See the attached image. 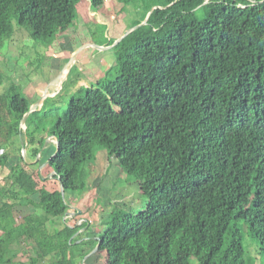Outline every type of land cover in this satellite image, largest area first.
Masks as SVG:
<instances>
[{"label":"trees","instance_id":"trees-1","mask_svg":"<svg viewBox=\"0 0 264 264\" xmlns=\"http://www.w3.org/2000/svg\"><path fill=\"white\" fill-rule=\"evenodd\" d=\"M82 1L0 0V53L15 19L51 47L55 24L71 29ZM88 1L93 13L105 7ZM117 2L142 10L129 30L147 24L107 43L114 67L79 90L49 136L38 139L32 119L58 96L22 130L33 103L15 84L0 95V170L53 139L48 165L61 188L39 189L38 165L19 158L0 190V264H85L98 246L106 264H255L247 234L264 260V0ZM100 151L140 186L147 209L113 206L105 233L79 242L63 195L85 192Z\"/></svg>","mask_w":264,"mask_h":264},{"label":"rangeland","instance_id":"rangeland-1","mask_svg":"<svg viewBox=\"0 0 264 264\" xmlns=\"http://www.w3.org/2000/svg\"><path fill=\"white\" fill-rule=\"evenodd\" d=\"M77 10L78 19L71 29L65 31L60 24H55L58 39L49 48L34 42L32 29L21 27L15 19L14 35L0 53V95L15 84L33 106L38 104L36 110H40L46 100L52 101L58 96L32 119L31 127L39 131L36 135L38 139L49 136L54 124L63 120V112L68 103L78 97L80 89L95 85L114 67L115 58L111 49L104 52L99 49H107L109 41L117 42L124 37L129 28L141 20L142 13V10L134 6L125 7L117 0H106L105 7L98 13H93L90 2L83 0ZM72 68L75 69L68 78ZM21 129H26L24 124H21ZM47 141L36 159H33L31 150L38 147L29 146L26 150L18 148L20 152H16L7 167L0 170V190L7 185L11 168L19 163L22 156L31 168L38 165L44 180L39 189L51 193L61 191L57 181L52 179L54 172L48 165V159L55 154L56 140ZM2 150L6 151L8 147ZM92 167L93 173L82 195H63L66 205L75 212L69 225L81 230L75 238L79 242L97 240L100 234L105 233L100 223L108 219L113 206L123 208L134 216H140L147 209V200L142 196L140 186L130 181L118 163L108 158L106 152L96 154ZM23 216H15L18 224H22ZM57 223L61 224L60 221ZM244 246L248 257L255 259V264L264 263L248 234ZM107 258L106 253L97 251L85 259V264H106ZM192 264L199 263L194 258Z\"/></svg>","mask_w":264,"mask_h":264},{"label":"water","instance_id":"water-1","mask_svg":"<svg viewBox=\"0 0 264 264\" xmlns=\"http://www.w3.org/2000/svg\"><path fill=\"white\" fill-rule=\"evenodd\" d=\"M149 20V18L146 20V22L144 23V24H142L141 26H138V27H135V28H133V29H131V30H129L127 33H126V35L124 36V37H122L120 40H118L115 44H114V46L115 45H117L118 43H120L125 37H127V36H129L131 33H133L134 31H136L137 29H139L140 27H143V26H145L146 24H147V21ZM114 46H112V47H110V48H107V49H105V48H100L99 50L100 51H107V50H109V49H111V48H113ZM71 63V62H70ZM38 105V104H37ZM37 105H35V106H33V108H31V110H30V112L24 117V119H23V121H22V124H24V122H25V120L27 119V117L31 114V113H33L35 110H36V108H37ZM49 141H47V143H48ZM57 144V143H56ZM58 151V147H57V150H56V152ZM56 155V154H55ZM64 194V192L62 191V195ZM99 248H100V246H98V248L93 252V253H96L98 250H99Z\"/></svg>","mask_w":264,"mask_h":264},{"label":"crops","instance_id":"crops-1","mask_svg":"<svg viewBox=\"0 0 264 264\" xmlns=\"http://www.w3.org/2000/svg\"><path fill=\"white\" fill-rule=\"evenodd\" d=\"M91 7V6H90ZM106 49V48H105ZM104 52V51H103Z\"/></svg>","mask_w":264,"mask_h":264}]
</instances>
